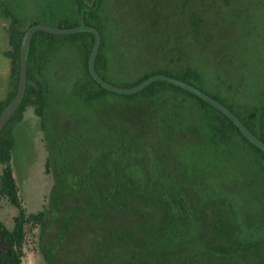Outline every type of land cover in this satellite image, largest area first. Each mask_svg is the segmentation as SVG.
Masks as SVG:
<instances>
[{"label": "rangeland", "instance_id": "obj_1", "mask_svg": "<svg viewBox=\"0 0 264 264\" xmlns=\"http://www.w3.org/2000/svg\"><path fill=\"white\" fill-rule=\"evenodd\" d=\"M7 5L10 17L0 18V73L8 79L11 63L2 53L11 49L7 26L12 16L17 29L23 31L35 22L57 27L62 18L76 26L79 19L73 0H8ZM97 17L103 37L98 69L107 81L116 86L132 85L152 73L180 74L190 69L198 76L197 87L219 96L254 129L264 127V0H100ZM63 36L57 34V44L49 49L41 44L43 38L37 37L28 64L27 84L38 83L46 92L42 116L33 105H27L10 124L11 165L27 213L47 205L52 188L62 183L64 173L82 171L93 148L85 141L91 134L101 138L105 133L95 126L100 112L70 96L83 92L79 85L88 81L84 48L88 39ZM158 92L169 104L187 107L202 126L199 101L166 86L158 87ZM10 93L0 92V101ZM121 101L108 94L94 105L102 109ZM56 117L59 122L54 129ZM91 122L95 128L89 134ZM199 143L190 135H175L167 142L173 161L174 157L194 161L195 170L206 174L210 184H205L199 196L213 198L225 211L216 207L210 211L212 206L205 202L206 215L201 221L212 234L233 223L243 242H264L262 160L249 155L250 148L243 142L225 157L218 155L215 146ZM186 144L195 145L192 155L180 151ZM61 148L67 155H62ZM48 161L59 170L56 179L53 169L46 167ZM14 213L8 203L0 201V219L9 225ZM32 240L30 236L23 264H35Z\"/></svg>", "mask_w": 264, "mask_h": 264}, {"label": "trees", "instance_id": "obj_2", "mask_svg": "<svg viewBox=\"0 0 264 264\" xmlns=\"http://www.w3.org/2000/svg\"><path fill=\"white\" fill-rule=\"evenodd\" d=\"M73 1L79 19L77 25L83 19L86 25L99 30L100 51L103 45L97 17L100 0ZM4 2L0 0V6ZM7 14H10L9 9ZM15 21L13 17L11 30L17 41L13 72L17 82L21 38L15 32ZM56 24L61 28L74 27L62 18ZM76 35L88 39L84 46L88 64L94 36L81 32L64 35L63 38ZM56 36L44 31L33 34L27 58V79L30 77L28 64L34 53L36 38L42 37L41 44L49 49L57 44ZM99 59L98 52L95 69L106 80L98 69ZM86 73L88 81L79 85L83 92H72L70 96L84 106H91L89 108L94 112H100L99 122H91L88 127L89 134L95 126L104 129L105 133L101 138L94 134L90 135L89 140L85 138V142L93 147L90 160L81 172L64 173L62 183L52 188L47 205L42 210L27 213L22 206L11 165L13 140L10 132L12 120L27 105H33L38 115L42 116L46 107V92L42 85L27 84L16 114L0 132V201L8 203L15 212L9 225L0 219V264H23L30 236L33 238L35 264H243L246 258L245 264H264V242H243L238 235L239 228L233 223L221 227L217 234L210 233L209 227L201 221L206 215L203 204L209 202L212 206L210 211L214 207L225 211L213 198L199 196V192L205 191V184H210L206 174L199 173L202 170H195L194 161L189 163L176 157L174 161L170 158L172 152L168 140L175 135L195 137L196 121L187 107L169 104L168 100L161 98L158 87L166 86L194 99L196 96L165 81L153 82L135 94H115L98 85L87 66ZM154 74H165L197 87L195 82L198 76L190 69L180 74L163 71L150 75ZM150 75L132 85L118 86L133 87ZM15 94L11 92L7 101L12 100ZM108 94L122 101L108 104L102 109L96 108L94 102ZM215 98L264 141V127L254 129L220 97ZM199 103L203 107L207 105L202 100ZM4 106L0 107V114ZM56 121L54 129L58 128V117ZM210 122L209 130L218 140L227 141L229 135L235 134L247 142L258 155L257 158L262 160L260 166L264 171V152L251 144L235 124L221 114L219 118L210 116ZM184 147L187 148L180 151L189 155L194 153V147L187 144ZM60 152L67 155L62 148ZM46 167L53 169L56 179L59 170L51 167L50 161Z\"/></svg>", "mask_w": 264, "mask_h": 264}, {"label": "water", "instance_id": "obj_3", "mask_svg": "<svg viewBox=\"0 0 264 264\" xmlns=\"http://www.w3.org/2000/svg\"><path fill=\"white\" fill-rule=\"evenodd\" d=\"M37 31H44L49 34H58V35H66V34H74L87 32L91 33L94 36V42L91 48V51L88 56V72L91 75L92 79L101 87L106 89L107 91L115 94H123V95H131L140 92L148 85L152 84L156 81H165L175 87L183 89L199 98L207 102L208 104L214 106L217 110L223 113L233 124L236 125L240 133L254 146L264 152V141L256 137L244 124L243 122L225 105L215 100L211 96L207 95L205 92L201 91L199 88L189 84L185 81H182L178 78H174L165 74H154L145 78L139 84L130 87L124 88L120 86H116L110 84L103 78H101L95 69V60L97 54L99 52V48L101 45V34L99 30L93 26L86 25L81 19L80 23L77 26L69 27V28H61V27H53L45 24H34L29 26L22 38L19 48V81L18 88L14 98L9 102V104L4 108V110L0 114V132L9 120V118L15 113L18 106L20 105L26 90L27 85V58L29 53V46L32 39V36Z\"/></svg>", "mask_w": 264, "mask_h": 264}, {"label": "flooded vegetation", "instance_id": "obj_4", "mask_svg": "<svg viewBox=\"0 0 264 264\" xmlns=\"http://www.w3.org/2000/svg\"><path fill=\"white\" fill-rule=\"evenodd\" d=\"M7 1L8 0H5L4 3H1V6H0V18H2V16H5V19L10 17L11 12H10V14H7V11H8ZM13 24L14 23H13V16H12L10 18V22H9V24L7 26L8 43H9L11 49H9L8 51H4L2 53L3 58L10 60L9 61L11 63L10 74L8 75V79H7V77L4 78V75L0 73V92H17V88H18L19 75H18V80L16 82L15 75H14V72H13V70H14L13 58L15 56V50H16V47H17V41L13 38V32L11 30V28L13 27ZM15 32H17L19 34V37L22 38V36L24 34L23 29L18 30L17 26L15 25ZM18 70H19V68H18ZM27 82H28V79H27ZM200 90L205 92L207 95L211 96L215 100H216L215 97H219L217 95H214L213 93L204 91L203 89H200ZM25 92H26V90H25ZM196 100L201 101L202 99L196 96ZM10 101H7V98L5 97L4 100L0 101V107H2L3 105L7 106ZM202 101H204V100H202ZM205 103H207V102H205ZM199 106H200V109H201V113L204 115L203 116L204 118L201 119L203 121V123H201V125H202L201 127L198 126L197 122L195 123L196 133H195V137H193L194 140H199L200 141L199 144H204V145H207V146H209L211 148H212V146H215L216 148H218V153H219L218 155L223 156V157H225L227 155L230 156L231 155L230 154L231 153L230 150L233 149V147L235 145H238L240 143V145L242 146L243 143H244L246 146H248L250 148V150H247V153L249 155H252V156L256 157V158L258 157V155L254 152L252 147H250L247 142H244L238 135H235V134L229 135L228 138H227V141H225V140L221 141V140H218L217 138H215L214 133L211 130H209V123L211 124L210 116L214 115V116H218V118H219L220 114L222 116L224 114L221 113L219 110H217L214 106H212V105H210L208 103H207L206 107L201 106V104ZM3 109L1 111H3ZM17 110H18V108H17ZM17 110L15 111V113L12 116H14L16 114ZM195 121H196V118H195ZM199 121H200V119H199ZM223 123L225 125L227 124L225 121ZM241 142H243V143L241 144ZM193 147H194L193 150H195V145ZM198 163H199V161H198Z\"/></svg>", "mask_w": 264, "mask_h": 264}]
</instances>
